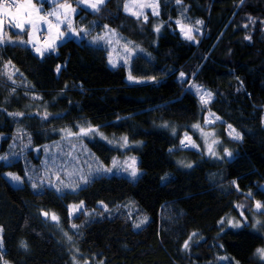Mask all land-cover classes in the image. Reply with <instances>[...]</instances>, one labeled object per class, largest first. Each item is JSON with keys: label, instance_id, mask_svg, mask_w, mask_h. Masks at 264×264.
<instances>
[{"label": "trees", "instance_id": "trees-1", "mask_svg": "<svg viewBox=\"0 0 264 264\" xmlns=\"http://www.w3.org/2000/svg\"><path fill=\"white\" fill-rule=\"evenodd\" d=\"M120 2L107 0L94 13L80 8L74 29L88 22L97 33L117 30L140 50L130 72L144 83L129 84L126 69L111 68L100 45L69 38L40 57L21 43L27 31L5 27L0 264H71V247L87 263L233 264L218 262L226 255L258 264L253 255L264 246V226L220 231L219 223L239 203L251 213L258 202L264 208V0H159L158 17L144 21L124 14ZM181 18L202 22L198 40L180 35ZM193 85L214 99L203 105ZM208 116L216 119L211 128L229 154L223 160L181 147L183 135L191 136V127ZM83 122L135 144L129 154L139 157L137 180L96 176L62 191L35 180L31 172L44 168V149L62 140L57 132ZM84 143L103 165L119 154L101 140ZM132 206L146 223L135 215L132 221ZM51 214L58 221H50ZM193 234L203 240L187 251Z\"/></svg>", "mask_w": 264, "mask_h": 264}, {"label": "rangeland", "instance_id": "rangeland-1", "mask_svg": "<svg viewBox=\"0 0 264 264\" xmlns=\"http://www.w3.org/2000/svg\"><path fill=\"white\" fill-rule=\"evenodd\" d=\"M106 1L107 0H104V3ZM32 3L35 5L34 9L41 10L40 13L36 12V16L32 15V19L35 21V27L33 28L31 25L25 24V28H27L28 37L32 38L34 42H36L33 47L34 49H39L37 53L41 51L43 52V47L51 48L48 50L52 51L54 48L69 38H73L76 41L84 39L92 45H100L106 49L109 57V66L111 68L120 65L123 66L126 69V81L129 84H140L147 82L146 79L136 78L131 75V60L140 50L136 47H133V45L117 30L106 27L103 28L100 33H97L95 30H93L94 26L92 25V27L91 25H88V22H86L85 25H79L76 30L74 29V19L80 8L94 13L97 10H94L92 7H90V5L97 4V7L100 9L104 3L98 4L97 0H32ZM61 4L70 5V8L60 7ZM20 5H23V3ZM125 5H127V9L125 8ZM120 8L124 14L144 21L149 17H158L159 0H121ZM14 9L16 8L14 7ZM47 13H55V15L48 16L46 15ZM41 16H43L47 21H50L52 25H59V29L57 30L55 27L48 29V27H50L49 24L39 20V17ZM12 19L13 18H9V20ZM61 21H63V23ZM69 22L71 23V29L68 28ZM195 23V25H192V23L185 21L184 18H181L177 20L176 27L183 38H186L187 35H191L193 39L188 40L195 42L201 35L203 27L202 23H197V21ZM81 29L84 31H80ZM57 31L60 33V36L56 34ZM161 32L162 24L157 21L156 33L157 35H160ZM41 38L45 39L43 43L40 41ZM42 54H40V57ZM130 76L132 79L129 78ZM192 90L198 94L203 105H207L214 99L212 92L203 88L202 86L193 85ZM208 93L211 94L210 98L207 95ZM201 96L204 97V100H206L207 103L202 102ZM215 120L216 119L213 116H208L204 123H198L192 126L190 130L192 133L191 136L190 133L183 135L181 147H190L192 149L201 148L206 157L217 161L223 160L224 157L229 156L227 152L221 149V141L217 137V131L211 128V125ZM57 133H59V138L62 140H58L53 147H46L44 149L41 163L44 168L31 172L35 175L34 178L39 184L43 183V185L46 187L55 186L56 189L60 191L67 189L77 190L85 186L96 176L117 175L135 181L142 174V171L138 168L139 157L135 154H129L131 149L135 147V144L129 143L128 139L125 143L124 136L107 137L96 128L92 127L88 122L76 123L74 127H65L64 129L59 130ZM93 140H101L106 142L109 147L119 153L115 156V158L113 157L109 165H103L89 148V146H86L84 143V141L89 143ZM70 141H73V143L70 144ZM209 149H211V151H209ZM34 153L36 156L39 155L38 150H34ZM133 168L136 171L135 176L131 174ZM15 181L16 184H20L19 180ZM262 187L264 188V184ZM256 205L257 204L254 205L252 211L253 215L251 216L252 213L247 210V203L242 202L237 204L233 212H230L222 218L221 221H223V223L220 221L219 230L221 231V229L227 228L239 229L244 226H248L249 224H251V228L255 231L260 227H263L264 223H262V221L264 220V208L261 205V208L258 209ZM261 211H263L262 216H260ZM129 212L132 213V221H134V215L140 217L139 221L142 220L144 223L148 221V218L142 217L140 215L137 207L132 206ZM52 215L54 214L49 215V220L53 222L51 219ZM237 224L239 226H234ZM202 240L203 239L201 237L193 235L191 239L187 240L188 247L184 248L189 251L193 246L199 244ZM0 242H2V246H0V249H2L3 240L1 228ZM258 249H264V246ZM257 250L254 252L253 258L258 264H264V259L258 255ZM70 261L71 264H103L96 258H93L89 263L82 262L73 247H71L70 250ZM226 261L233 264H238L226 255L218 258V262L224 263Z\"/></svg>", "mask_w": 264, "mask_h": 264}, {"label": "snow or ice", "instance_id": "snow-or-ice-1", "mask_svg": "<svg viewBox=\"0 0 264 264\" xmlns=\"http://www.w3.org/2000/svg\"><path fill=\"white\" fill-rule=\"evenodd\" d=\"M179 2V0H178ZM97 3L98 4H103L104 3V0H97ZM13 7L16 8V11L15 13H11L9 10L12 9ZM60 7H63V8H70V5H67V4H61ZM90 7H92L94 10H99V8L97 7V4H91ZM28 8H35V5L32 3V0H25V3L23 5H15V0H12V3H8L7 0H0V17H7V16H12V20L9 21V23L11 24V26L15 27V28H18L20 31L24 32V31H27V29L25 28V24H28V25H31L33 28L35 27V21H33L32 19V14L30 12L27 11ZM125 8L127 9V5H125ZM46 15L48 16H52V15H55V13H47ZM146 19V17H145ZM39 20H42L44 23H48L50 27H55L57 28V30L59 29V25H52L50 21H47L43 16L39 17ZM13 21H15L13 23ZM63 23V21H61ZM5 23V20L3 18H0V32L3 31V25ZM197 23H202L201 21H197ZM247 26V25H245ZM68 28L71 29V23L69 22L68 23ZM80 31H84L83 29H81ZM158 31V29H157ZM62 35V33H61ZM187 39H193V37L191 35H187L186 36ZM247 38V37H246ZM3 37L0 36V43H3ZM31 41H21V43H30ZM37 51H39V49H37ZM42 54V53H41ZM59 67L57 68V71L59 72ZM130 79H132V77L130 76L129 77ZM199 91V90H198ZM210 98L211 94L208 93L207 94ZM201 100L202 102L204 103H207L206 100H204V97L201 96ZM229 127L231 128V125H229ZM83 131V130H82ZM235 131V130H233ZM236 139H239L240 136L239 134L237 133L235 135ZM125 140V143L127 142V138L125 137L124 138ZM209 151H211V149H209ZM0 159H3V158H0ZM133 176L136 175V171L135 169L133 168L132 170V173H131ZM11 179L12 180H19V177L15 176V175H11ZM87 182V181H85ZM82 207V205L80 206ZM256 207L259 209L261 208V204L258 202ZM45 216H48V213H44ZM51 219L53 221H58V218L55 216V215H52ZM223 223V221H221ZM234 226H239L238 224L237 225H234ZM76 225H73V228H75ZM136 227H140L139 224L136 225ZM195 235V234H193ZM191 239V237L189 238ZM0 246H2V242H0ZM24 245H22L23 247ZM185 248L188 247V243L185 242V245H184ZM257 253L258 255L261 256L262 259H264V249H258L257 250Z\"/></svg>", "mask_w": 264, "mask_h": 264}, {"label": "crops", "instance_id": "crops-1", "mask_svg": "<svg viewBox=\"0 0 264 264\" xmlns=\"http://www.w3.org/2000/svg\"><path fill=\"white\" fill-rule=\"evenodd\" d=\"M22 3L24 4L25 3V1L24 0H22ZM21 3V4H22ZM15 10L16 9H14V8H12V9H10L9 11L11 12V13H15ZM36 10V11H35ZM40 10L41 9H28L27 11L28 12H30L32 15H35L36 16V12H39L40 13ZM0 18H3L4 20H5V23H4V25H3V31L2 32H0V36H3L4 35V33H5V27L6 26H9V27H11L12 29H14V30H19L18 28H15V27H13V26H11V24L9 23V18H12V16H7V17H0ZM13 23H14V21H13ZM54 24V23H53ZM48 29H52V27H48ZM20 31V30H19ZM57 35H59L60 33L57 31V33H56ZM60 36V35H59ZM31 41L30 43H27L29 46H33L36 42H34V40L32 39V38H28V41ZM59 43V42H58ZM40 47H42V46H40ZM48 49H51V48H46V47H43V52L41 51L40 53H45V52H49V51H51V50H48Z\"/></svg>", "mask_w": 264, "mask_h": 264}, {"label": "built area", "instance_id": "built-area-1", "mask_svg": "<svg viewBox=\"0 0 264 264\" xmlns=\"http://www.w3.org/2000/svg\"><path fill=\"white\" fill-rule=\"evenodd\" d=\"M7 2L12 3V0H7ZM21 3H22V0H15V5H20ZM41 40L43 41V38Z\"/></svg>", "mask_w": 264, "mask_h": 264}, {"label": "water", "instance_id": "water-1", "mask_svg": "<svg viewBox=\"0 0 264 264\" xmlns=\"http://www.w3.org/2000/svg\"><path fill=\"white\" fill-rule=\"evenodd\" d=\"M46 218V216L45 215H43V219H45Z\"/></svg>", "mask_w": 264, "mask_h": 264}]
</instances>
